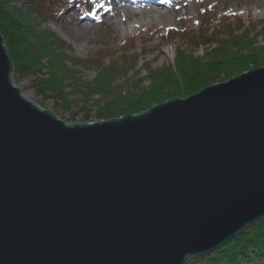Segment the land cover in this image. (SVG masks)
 Masks as SVG:
<instances>
[{"label": "water", "instance_id": "water-1", "mask_svg": "<svg viewBox=\"0 0 264 264\" xmlns=\"http://www.w3.org/2000/svg\"><path fill=\"white\" fill-rule=\"evenodd\" d=\"M264 223V67L68 125L0 33V264H188Z\"/></svg>", "mask_w": 264, "mask_h": 264}, {"label": "rangeland", "instance_id": "rangeland-1", "mask_svg": "<svg viewBox=\"0 0 264 264\" xmlns=\"http://www.w3.org/2000/svg\"><path fill=\"white\" fill-rule=\"evenodd\" d=\"M6 1L12 13H19L32 23L34 29H30V34L34 37L52 36L60 41L58 43L57 40L56 46L59 47L60 57L66 59L62 69L69 78L64 91L68 103H57L55 98L47 99L34 86L32 77L14 75L13 72V80L28 100L43 110L52 111L68 125L101 122L98 119L99 111L114 100L118 93L123 98L127 96L126 100L134 99L139 93L148 98L162 83L160 78L171 74L169 69L185 59L194 63L199 71L186 76L184 70L189 69L183 66L181 71L172 73L180 79L179 88L185 84H192L193 88L206 84L212 77L209 65L216 68L218 64L213 63L211 58L224 53L230 56L238 48L250 46L248 41L253 43L255 40L259 48L242 62L260 66L256 68L264 67V0H243L252 6L249 13L220 11V2L210 3L193 23L175 24L168 30L155 25L150 30L144 28L128 38L120 37L115 27L107 21L95 22L94 30L87 35L80 32L78 20L85 15L95 20V2L101 0H83L82 8L68 0ZM259 4H262V9H258ZM53 12L60 13L53 15ZM152 44L158 47L152 50ZM160 50L166 55L157 54ZM243 63L234 65L239 69ZM218 70L225 71L224 67ZM181 73L185 74L184 78H180ZM221 77L224 78V74ZM92 88L95 91L102 90L103 94L100 92L88 97ZM86 116H89V122H84ZM72 117H75V122L70 121ZM201 259L192 258L189 262L203 264Z\"/></svg>", "mask_w": 264, "mask_h": 264}, {"label": "trees", "instance_id": "trees-1", "mask_svg": "<svg viewBox=\"0 0 264 264\" xmlns=\"http://www.w3.org/2000/svg\"><path fill=\"white\" fill-rule=\"evenodd\" d=\"M12 11L10 4L6 0H0V33L4 36L6 46L11 52V57L14 62V75L34 78V86L47 99L55 98L57 103H68V98L64 91L67 88L66 81H69V78L66 76V71L62 69V65L66 63V59L60 57L58 54L59 47L56 46V42L59 40L57 39V41L52 36L46 38L42 36L34 37L30 34V29H34L32 23L27 22L25 17L22 18L19 13H12ZM55 13L57 12H53V15ZM250 42H247L250 46L238 48L236 53H231L230 56L224 53L223 55L217 54L218 56L212 57L211 61L213 63L218 62V64L215 66L216 68H212L210 67L212 64H208L212 77L203 86L193 88L192 84L188 86L185 84L179 88L180 79L175 78L171 75L172 73L178 70L181 71L184 68L186 69V67L189 69L188 71L184 70L186 76L195 75L199 71L194 63H191V61L187 62L185 59L184 62L176 65L177 67L175 66L169 69L172 72L171 74H165L160 78L162 83L159 87H156V92L153 90L148 98L147 96L142 97V93H139L134 99L129 98L126 100L127 96L123 98L121 93L116 94L114 100L107 103L99 111V121L149 111L155 105L174 98H186L206 87L228 81L231 78L248 72L253 67H260L242 62L247 57H251L254 54V50L259 48L255 40L253 43ZM238 63L243 64L239 66V69H236L237 67L234 64ZM229 66L230 69L226 70ZM223 67L225 71L218 70ZM223 74L224 78L221 77ZM184 77L185 74L181 73L180 78ZM182 82L185 83V80H182ZM100 92L102 93V90L97 89L95 91L92 88L88 97L101 94ZM84 95L87 96V94ZM128 101H130L129 104H127ZM70 121L75 122V117L70 118ZM89 121V116H86L84 122ZM200 258H203L201 259L203 264H264V223H258L247 228L227 245ZM188 264H195V262H188Z\"/></svg>", "mask_w": 264, "mask_h": 264}, {"label": "bare ground", "instance_id": "bare-ground-1", "mask_svg": "<svg viewBox=\"0 0 264 264\" xmlns=\"http://www.w3.org/2000/svg\"><path fill=\"white\" fill-rule=\"evenodd\" d=\"M216 2L221 3L220 11L249 13L252 10L251 4L243 0H101L95 2L96 19L92 20L90 16L85 15L78 20L77 27L81 33L87 35L94 30L95 22L107 21L115 27L120 37L128 38L144 28L150 30L155 25L159 29L168 30L175 24L193 23L207 4ZM262 7V4H259L258 9ZM4 43L6 45L5 38ZM157 47V44L151 45L152 50ZM7 50L9 51L8 48ZM9 53L11 56L10 51ZM157 54L165 56L166 52L160 50Z\"/></svg>", "mask_w": 264, "mask_h": 264}]
</instances>
